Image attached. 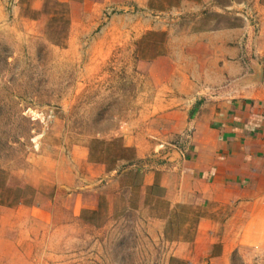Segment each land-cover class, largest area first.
<instances>
[{
  "label": "rangeland",
  "instance_id": "obj_1",
  "mask_svg": "<svg viewBox=\"0 0 264 264\" xmlns=\"http://www.w3.org/2000/svg\"><path fill=\"white\" fill-rule=\"evenodd\" d=\"M42 1L36 12L37 0H0V170L5 171L0 194L8 204H0V251L11 264H186L169 258L167 248L179 236H191L196 212L169 210L161 189H139L142 175L136 173L86 177L85 160L122 169L125 161L119 158L134 153L124 143L137 132L149 137L148 113L161 111L158 107L174 98L167 87L177 79L167 81L166 73L179 62L149 65L176 50L166 41L169 32L178 34L200 14L201 26L238 20L210 7L198 15L174 16L172 30L163 32L162 19L146 31L143 17L138 35L123 37L109 46L112 52L104 61H97L84 42L98 38L101 29L71 48L66 7ZM132 24L115 19L112 26ZM17 199L23 206L48 209L53 229L14 222ZM82 201L95 210L79 212ZM168 216L166 225L155 219ZM3 228L13 242L1 239ZM30 230L39 231L38 238Z\"/></svg>",
  "mask_w": 264,
  "mask_h": 264
},
{
  "label": "crops",
  "instance_id": "obj_2",
  "mask_svg": "<svg viewBox=\"0 0 264 264\" xmlns=\"http://www.w3.org/2000/svg\"><path fill=\"white\" fill-rule=\"evenodd\" d=\"M223 1L56 3L66 7L70 32L66 45L71 48L92 30L101 29L98 38H86L84 42L92 47L91 58L97 61H104L112 52L109 46L123 37L138 35L139 19L143 17L147 23L144 30H154L162 19L163 32L172 30L174 16L198 15L210 7L212 12H228L238 20L234 24L227 21L201 26L200 14L194 23H185L178 34L169 32L166 41L177 46L176 50L153 58L149 65L174 67L172 64L179 62L176 69L166 73L167 81L177 79L167 87L174 98L162 103L161 109L158 107L161 111L148 113L147 139L137 132L124 143L134 148L131 164L123 162L122 169L117 170L85 160L86 177L136 173L142 175L139 189H161L169 210L178 206L196 212L191 236L185 239L181 235L172 241L167 248L169 258H179L186 264H264V0ZM42 4L37 0L34 11H41ZM115 19L135 23L120 29L112 26ZM81 208L95 210L96 206L82 201L79 212ZM139 208L147 209L141 204ZM72 211L77 215L75 207ZM14 213L18 214L14 222L19 221V225L27 222L33 227L39 222L53 229L48 209L20 204ZM155 219L166 225L169 216ZM184 223L189 227L190 218L185 217ZM2 230L1 239L7 242L11 235L6 236V230ZM30 231L38 238L39 231ZM0 255L2 264H11L4 250Z\"/></svg>",
  "mask_w": 264,
  "mask_h": 264
},
{
  "label": "trees",
  "instance_id": "obj_3",
  "mask_svg": "<svg viewBox=\"0 0 264 264\" xmlns=\"http://www.w3.org/2000/svg\"><path fill=\"white\" fill-rule=\"evenodd\" d=\"M127 148V147H126ZM134 153L132 155V157H120L119 159H124V165H129L132 163V161H134ZM115 162H118V161H115ZM5 174V171L4 170H0V176H3ZM0 192H1V188H0ZM16 203L18 204H24V202H22L20 199H17L16 200ZM0 204L2 205H8L4 199H3V196L0 194Z\"/></svg>",
  "mask_w": 264,
  "mask_h": 264
}]
</instances>
